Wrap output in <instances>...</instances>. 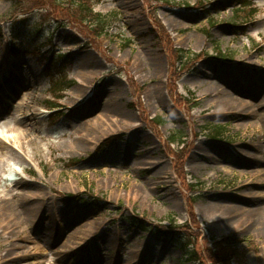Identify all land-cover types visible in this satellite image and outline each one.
Masks as SVG:
<instances>
[{"label": "rangeland", "instance_id": "374dc122", "mask_svg": "<svg viewBox=\"0 0 264 264\" xmlns=\"http://www.w3.org/2000/svg\"><path fill=\"white\" fill-rule=\"evenodd\" d=\"M42 1L0 0V73L9 62L25 91L0 124L29 96L37 148L25 144V160L0 171V206L18 215L0 217V264H67L48 260L64 247L74 264H222L210 251L226 239L241 254L229 264H264V0ZM91 10L107 17L102 29ZM17 22L29 53L12 57ZM75 79L53 110L54 85ZM226 98L239 104L224 109ZM101 115L117 126L92 149L79 138ZM25 193L38 195L35 223ZM133 216L150 229L188 227L202 259L135 229Z\"/></svg>", "mask_w": 264, "mask_h": 264}, {"label": "bare ground", "instance_id": "6f19581e", "mask_svg": "<svg viewBox=\"0 0 264 264\" xmlns=\"http://www.w3.org/2000/svg\"><path fill=\"white\" fill-rule=\"evenodd\" d=\"M3 62H6V60H4ZM6 65L7 64H5V67H7ZM3 71H7V70H2V72ZM34 84L35 83L31 80V85L33 86ZM86 85H89V84H84V87H86ZM23 102L24 104L21 105L20 108H16L15 111L13 110L15 114L16 113L18 114L19 116L18 119L14 120L12 123L8 121L4 123L1 122L0 124V128L2 129V131H0V171L2 170V168H4V166L9 165L12 162H23L25 160L24 159L25 157L21 154V151L25 150L26 148L25 144L27 143L30 146H32L33 154L36 155L35 151L37 150V148L34 146L35 140H31L32 137L29 136V134L31 133L30 132L31 126H33V119H32L33 116L30 115L25 110L26 108H30L31 106L30 97L26 96ZM221 104L223 106L222 108L228 109L229 106L233 107V105H237L239 103L230 98H226L225 104L223 103ZM3 114L7 115L8 110L3 111ZM116 126H117V121L112 119L111 116L101 115L95 122H92L90 124L88 123V125L86 126V129L91 133L87 137V139L79 138L80 139L79 141H82L87 145L89 144L90 148L94 149L102 139L107 137L110 134V132H113L115 130ZM95 129H96V132H94ZM97 129H102L103 132L102 131L98 132ZM93 132L94 134H92ZM75 145H76L75 150L81 151V148L78 149V145L77 144ZM19 175H20L19 170L15 168L10 169V175L8 176V180H9V183L14 184V187H19L18 180L16 179V177H18ZM20 196H21L23 203L27 207L26 209L32 210V211H29V217L31 216L32 222L35 223L39 219V216L36 219L34 218L36 209H34V205L31 204V201H32V198L37 197L38 195L34 193H31V194L25 193L24 195H20ZM14 197L18 198V195ZM133 198L136 200L138 197L133 196ZM2 200L3 198L1 197L0 203L2 202ZM7 200L10 201L11 199L8 198ZM3 202H6V200H4ZM1 215L4 216L5 218L8 217L7 219H10L13 217L18 219V215L15 212V210L10 208V203L7 204V206H0V217ZM5 218L0 219V222L5 223L6 222ZM90 228L92 229V226ZM48 237L51 241V244H53L54 241L59 242V239L55 237L54 234L53 235L48 234L46 235L45 238H48ZM64 248L65 249L55 253L52 259L59 258V262H65L67 264L69 263L68 262L69 260L72 263L75 260L73 257H71V256H74L73 253L70 252L69 248L67 247H64ZM24 255L27 256L26 253ZM74 263L76 262H73V264Z\"/></svg>", "mask_w": 264, "mask_h": 264}, {"label": "trees", "instance_id": "16d2710c", "mask_svg": "<svg viewBox=\"0 0 264 264\" xmlns=\"http://www.w3.org/2000/svg\"><path fill=\"white\" fill-rule=\"evenodd\" d=\"M41 3L38 4V8H45L46 5H48L47 3H45L42 0H39ZM51 1V0H50ZM49 1V3H50ZM86 1V0H85ZM87 4V1H86ZM86 4L84 6H81V4L79 5L78 9L83 13V15H85L87 13V7L89 8V6ZM90 9V8H89ZM60 17H62L61 15H58ZM90 21H95L93 24L95 27L101 28L104 26L105 23V19L99 15V14H94L93 11L91 10V16H90ZM16 34V33H15ZM2 37V32L0 29V38ZM131 224L134 228H138L142 231H149L147 225L137 219H132L131 220ZM186 228L188 229V227H179V226H173L171 228H165V230H158L157 233L169 240H172L174 242H178L181 246L184 247L185 250V255L188 256V259L192 262H196V261H200L202 258L201 256L198 257V255L196 253H194L193 251L189 250L190 246H189V242H192V237H191V233H188L186 231H184L183 229ZM185 239H186V243H185ZM233 241V239H226L223 240L222 242L218 243L219 246V250L213 254L211 251V257L210 259L212 261H215L216 263H222V264H229L230 259H236L239 260L241 258V254L236 248H234L231 244V242ZM227 245V246H226ZM233 247V248H232ZM209 258V257H208ZM232 262V261H231Z\"/></svg>", "mask_w": 264, "mask_h": 264}]
</instances>
